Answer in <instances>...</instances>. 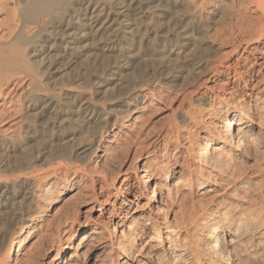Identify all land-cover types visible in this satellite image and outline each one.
Instances as JSON below:
<instances>
[{
    "label": "bare ground",
    "instance_id": "1",
    "mask_svg": "<svg viewBox=\"0 0 264 264\" xmlns=\"http://www.w3.org/2000/svg\"><path fill=\"white\" fill-rule=\"evenodd\" d=\"M145 11H150L152 29L140 17ZM185 13L190 21L187 18L180 28L182 18L178 14ZM1 15L0 228H6L10 237L0 248V264L31 263V255H21L33 237L36 220L49 214L54 207L51 197L58 193L57 186L48 182L42 192L48 199L47 208L35 203L34 190L48 175L61 173V187H78L68 194L65 205H59L62 209L57 208L58 226L75 220L88 199L100 203L93 158H103L105 163L118 160L122 145L118 131L124 133V143L133 145L149 137L147 106L161 99L152 83L166 75L177 77L175 73L187 67L224 73L226 80L206 87L212 92L211 99L206 94L195 109L182 111L188 120L185 128L192 133L179 134L181 126L175 123L163 134L134 145L133 159L139 150L153 145V155L140 163V191L134 194L135 198L142 196L151 209L143 224L134 220L114 223L107 232V244L118 257L117 263H124L121 253L132 258L134 246L152 231L145 245L158 257L164 255L162 264H230L224 253L226 244L241 245L247 236V259H263L264 216L262 219L258 204L251 205L257 211L251 202L232 205L221 199L211 207L195 198L192 190L189 194L184 190L193 181L198 195H207L216 192L223 181L241 180L236 150L252 145V134L248 133L253 123L264 132V95L255 92L254 83L261 82L264 70V0H0ZM209 18L212 25L206 22ZM124 21L134 23L129 27L130 36L123 32L126 27L119 26ZM70 31L83 33L78 42L70 40L81 45L69 48L72 45L64 36ZM98 40L111 46L96 45ZM212 40L220 44L212 46ZM157 41L162 45L155 47ZM183 42L190 50L183 57L176 53L172 58L174 51L169 48L181 50ZM49 44L57 47L56 54L50 53ZM243 45L252 56H240L236 67L227 65ZM124 46L132 47V53L122 52ZM88 52L94 58L87 65L81 61ZM142 62L147 64L140 66ZM128 63L124 71L135 77L130 85H123L124 73L114 67ZM114 70L121 88L115 95L121 100L109 108L97 107L94 95L106 97V87L98 91L95 86H109L103 79L112 76ZM18 87L23 88L22 108L16 110L12 101ZM220 89L228 95L216 93ZM126 104L132 106L120 111ZM16 119L17 134L1 129L3 123L9 128ZM79 138L86 143L76 146ZM15 141L19 146L16 155L12 148ZM162 155L164 160L160 161ZM134 167L123 172L115 188L118 193L128 186L129 172H137ZM146 172L156 175L152 185ZM112 181L105 182V187H113ZM246 185L247 181L240 184L241 191ZM54 202H61L59 196ZM19 209H30L35 216L16 219L13 232L11 221ZM87 225L74 235L71 227L60 229L73 236L53 264H65L66 249H73V241L80 244L87 239ZM4 236L1 234L0 246Z\"/></svg>",
    "mask_w": 264,
    "mask_h": 264
},
{
    "label": "rangeland",
    "instance_id": "2",
    "mask_svg": "<svg viewBox=\"0 0 264 264\" xmlns=\"http://www.w3.org/2000/svg\"><path fill=\"white\" fill-rule=\"evenodd\" d=\"M155 11L159 10V8H154ZM150 11H145L140 17L144 19V22L149 25V28L152 29V24L153 21L151 20L149 16ZM251 14V12H248ZM182 18L181 20V27L182 28L185 23H187L186 20L188 18V14H178ZM176 15V16H178ZM188 18V19H187ZM3 19V15L0 16V21ZM156 20L155 18H153ZM186 21V22H185ZM188 21V22H189ZM185 22V23H184ZM208 25H212L213 21L211 18L206 20ZM142 24V25H146ZM133 22H128L124 21L122 22L119 26L126 27L123 32L125 36H130L131 34V28L130 26H133ZM117 26V27H119ZM180 30V29H179ZM73 31H70L67 35L64 37L66 40L70 43L69 48L71 47H76L79 46L78 43L77 45L72 44L71 41H79L83 38V33L76 34ZM78 33V32H77ZM114 33V32H113ZM82 36V37H81ZM80 37V38H79ZM85 37V36H84ZM71 40V41H70ZM123 40V39H121ZM202 42V41H201ZM104 43V44H103ZM213 45L216 46L217 44L219 45L217 41L211 42ZM96 45L99 44V46H111L108 42L106 43L105 41H97L95 43ZM103 44V45H102ZM184 44V45H183ZM181 45V50L174 48H169V50L174 51V53L171 55L172 58L176 57L175 54L179 53L178 57H183V53H187L186 49L187 44L183 42ZM50 45V44H49ZM49 45L47 47H49ZM162 44H160V41L156 42L155 47H159ZM209 45L210 42H209ZM183 46V47H182ZM186 46V47H185ZM125 47V46H124ZM121 48V51L126 53L130 52L132 53V47L126 46L125 48ZM245 45L239 50L237 54H234L231 57V60L228 62L227 65H230V67H236L238 66L237 60L239 59L240 56L242 58L246 55L252 56V53L248 50L249 48L244 49ZM50 53L53 55L56 54L55 51H57V47L55 45H50L49 47ZM251 54H250V53ZM257 54V53H253ZM38 55V53H37ZM135 55H132V57ZM187 56L186 58H188ZM93 55H91V52H88L86 55L82 57L81 63H85L88 65V63L93 59ZM53 59V58H51ZM183 59V58H182ZM186 59V60H187ZM179 62V61H178ZM130 63V62H129ZM128 64H118L117 66L114 67L116 71H120L121 73H124L122 76L121 81H123V85H130L133 78L135 75H131L129 72L124 71L127 67ZM153 63V62H152ZM140 66L146 65L147 63L142 62L139 63ZM150 64V63H148ZM192 68L187 67L185 70H183L181 73H175L177 74V77H172L169 78L167 75L164 77H160V82L157 84L152 83V86L155 85V91L157 92L158 95H161V99L153 100V105L152 107L147 106L148 108V115L146 116V119L149 120L150 124V135L149 137L143 138V139H138V142H134L136 147L138 145H142L145 142L148 141L149 138H152L155 134H163L165 131H167L168 127L177 123L179 126L178 133L179 134H186L190 131H187L185 128L188 123V120L184 115H182V111L184 110H191L192 108H196V106L199 105L201 99L203 96L209 97L211 99L212 92L210 93L209 90L206 89V87H212L215 86L214 83L220 82V80H226L224 77V73L220 74H215L210 72L207 68L206 69H201V70H191ZM222 71L225 68H220ZM115 70L112 71V76L105 77L103 79V82L108 83L109 86H102L101 85H96L95 88L98 91H101V89H106L104 91L103 95L106 97H100L97 95L95 96V100H97L98 105L97 107L100 106H105V107H110L115 101H119L121 99L117 98L115 93L120 90V85L118 82H116V77H118L115 74ZM188 72V73H187ZM112 77V78H111ZM109 78V79H108ZM169 78V79H168ZM263 78V79H262ZM261 78V82L254 81L256 84L255 86V92H258L259 95H264V70H263V77ZM47 80V78H46ZM50 81V79H49ZM130 84H129V83ZM214 82V83H213ZM198 84L202 85L199 86L198 89H194L195 86ZM212 85V86H211ZM122 86V85H121ZM18 91H16V95L13 98V106H15L16 110L19 109L21 106V93L23 92V88L18 87ZM100 89V90H99ZM102 90V91H103ZM249 90V89H247ZM217 91V90H216ZM228 91L224 92L223 90H218L216 93H219L220 95H223L226 97L228 95ZM72 93H75L74 91ZM115 95V96H114ZM113 96L116 98L114 99ZM87 97V96H86ZM211 97V98H210ZM106 98L108 99H113V100H108L104 101ZM222 100V99H221ZM81 101L78 103L80 104ZM131 105H123V107L120 109V111H126V109L130 108ZM22 108V106H21ZM139 111H142L139 109ZM226 119V118H225ZM17 121L16 119L14 124L8 128V124L3 123L1 125V129L4 130L5 133L8 132H14V134H17L15 132L17 130ZM224 121V120H223ZM183 124V125H182ZM258 124L255 122L253 123L252 127L253 129L249 131V135H251L252 145L247 144L246 146H243L242 148H239V150H236V153H238V162L237 164L239 165L240 172L242 174L241 180L237 181H223L219 184V187H217L216 192H210L207 195H198V191L195 190L194 184L191 182L190 184L187 185V188L184 190L187 194L190 193V191H193V195L196 196L195 198L201 200L202 203H209L211 207L216 206L217 202H228L226 204H237L238 203H243L242 205H248V203L251 205H257L258 209L260 208L262 212L261 218L263 219L262 216H264V132L259 129L257 126ZM251 127V128H252ZM186 129V130H185ZM173 130L176 131L173 127ZM192 133V132H191ZM251 133V134H250ZM119 137H122L119 142L122 143V147H119V154H118V160L115 162H108L105 163L103 158H98L94 157L93 160L94 162L92 163L95 172L93 174L94 180H95V189L97 191V198H99L100 203L96 202L94 199H88V203H86L79 211V214L76 216V219L73 221H67L66 223H61L60 226H58L57 223V217L60 216V211L61 206L59 205H65L64 202H66V199L68 198V194L78 188L77 186L69 187L68 185H65L61 187L59 184H61L62 180V174L61 173H56L54 175H48L38 186L35 188L34 193V201H36V204H40L43 206L44 210L47 208V203L48 199L45 198V196L42 194L46 184L48 182H52L53 185L57 186V189L55 192H58L57 195H53L51 198L52 203L51 206H54L51 211H49L48 215L44 217H38L39 220H36V224H34L33 227V237L31 238L30 242L27 244V247L25 248L24 254L21 255L22 258L26 256L31 257V263L29 264H53L54 258L60 254V250L63 248H67L70 245V241L72 240V236L74 234H79L82 232V229L85 224H88L87 226L89 227V232H88V237L86 240H84L83 243L78 244V242L73 241L71 244L72 248L71 250H68V252L64 255V263L65 264H119L117 263L119 261L118 257L112 252V250L109 248L107 244V239L106 236L108 235L107 232L110 230L111 226H113L114 223L117 221L125 220L126 223L130 220H134L137 223L143 224L149 214V210L151 209L150 206H148V203L142 196H137V198L134 197V194H138L140 191V184H139V178L142 174L139 166L140 163L142 162L143 159L152 156L153 155V145L149 144L146 146L145 149H142L138 151L137 154H139L136 158L133 159L136 155L134 154V145L132 142L129 143H124L122 140L124 139V133L122 131L117 132ZM81 138V137H80ZM79 138V141L76 142V146L79 144H83L86 142H83L82 139ZM155 139V138H154ZM153 140V139H152ZM13 154H18L19 146L17 144V141L13 142ZM180 145V144H179ZM251 146V147H250ZM135 147V149H136ZM173 149V145H171ZM249 147V148H248ZM247 149V150H246ZM251 149V150H250ZM173 152V150H172ZM171 152V153H172ZM161 157V158H160ZM159 157L160 161H163V155ZM163 158V159H162ZM181 161V160H180ZM135 166L134 168L136 169L137 172L130 171V178L128 179V186L126 187H121L120 192L118 193L115 189L116 187L119 186L120 180L122 179L123 172L125 169L129 166ZM121 170V172H119ZM144 175H147L149 179L151 180L150 183L151 185L153 184L155 174L151 173H144ZM178 173L176 174V177ZM175 177V178H176ZM113 179V187H105V182L110 181ZM194 179V177H193ZM243 181H247L246 187H244V191H241L242 189L240 188V184H243ZM104 186L100 190L99 186ZM245 192V193H244ZM59 194V195H58ZM59 196V199L61 202L55 203L54 199ZM222 199V201H221ZM130 200V201H129ZM256 202V203H255ZM245 203V204H244ZM254 206V207H255ZM33 208L35 207L34 205L32 206ZM253 209H258L253 206H251ZM60 208V209H57ZM114 208V209H113ZM88 209V211H86ZM43 210V211H44ZM260 210V211H261ZM117 212V214H116ZM130 212H133L130 214ZM32 210L30 209H19L16 211L14 214V217L12 219V230L13 232L16 230L14 222L16 219L23 217H27V215H33ZM125 214V215H124ZM263 214V215H262ZM39 216V215H38ZM123 216L121 219L120 217ZM69 228L71 227L74 230L73 235H69L67 232H61L60 229L63 228ZM0 237L1 234L5 235L3 238V244H1V247H4V245L7 243L8 238L10 237V232L6 230V228L1 229L0 228ZM92 230H95V232H92ZM7 231V232H6ZM46 232V234H45ZM60 232V233H59ZM97 232V233H96ZM152 231H147L143 235V238L137 243V245L134 246L133 252H135V255L132 258H126V256L122 255L124 257L125 262L120 263V264H162L165 262V257L164 255L158 257L157 253L150 249L148 246L145 245V241L148 238V234H150ZM45 236H44V234ZM43 234V235H42ZM68 237V239H66ZM242 244L239 245L238 243L230 245L229 243L226 244L225 246V256L227 254V259H229L230 264H264V257L257 258L255 259H247V236H245L242 240ZM253 242V241H252ZM251 242V243H252ZM2 243V242H1ZM61 243V245H60ZM249 242V244H251ZM248 244V245H249ZM241 247V248H240ZM110 249V250H109ZM244 249V250H243ZM246 249V250H245ZM29 254V255H28ZM158 257V258H157ZM251 261H250V260ZM261 259V260H260ZM21 261L23 259H20ZM253 260V261H252ZM20 261V262H21ZM210 264V263H209ZM212 264V263H211Z\"/></svg>",
    "mask_w": 264,
    "mask_h": 264
}]
</instances>
